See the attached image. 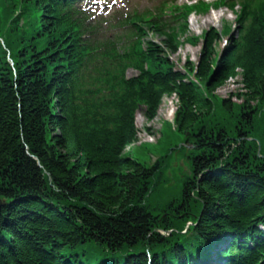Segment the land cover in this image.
Returning <instances> with one entry per match:
<instances>
[{
	"label": "trees",
	"instance_id": "16d2710c",
	"mask_svg": "<svg viewBox=\"0 0 264 264\" xmlns=\"http://www.w3.org/2000/svg\"><path fill=\"white\" fill-rule=\"evenodd\" d=\"M5 1L0 34L13 66L0 46V197L9 202L0 212V264H66V259L77 264L71 255L77 250L95 264H202L200 258L211 261L214 249L212 264H264V237L258 230L264 224V170L248 175L228 167L217 173L206 170L199 180L185 182L178 198L166 201L165 190L151 184L154 168L125 151L137 136V102L146 103L152 119L161 99L176 95L174 123L180 135H204L211 116L213 127L218 118L227 120L221 112L232 113L233 100L223 99L213 111L214 92L237 75L236 68L241 70L236 97L243 105L236 109L239 115L231 114L230 126L237 136L257 129L250 125L264 111V5L252 9L242 4L237 32L243 31L248 15L262 26L230 38L221 53L216 50L221 35L211 27L196 63H186L206 86L207 96L185 72L172 69L156 46L152 56L164 61L162 72L134 80L115 78L110 95L96 100L78 94L74 75L81 47L56 27V8L45 9L43 28L42 17L30 15L26 20L34 23L23 27L4 20ZM22 2L42 11L41 0ZM165 43L177 52L175 39L167 36ZM197 122L202 126L193 129ZM205 145L214 150L197 155L196 177L223 156L214 143ZM159 196L161 201H150ZM200 202L203 212L193 234L158 232L179 230ZM217 236H232L231 245L216 249ZM246 240L255 244L249 247ZM104 243L126 251L106 259L97 253Z\"/></svg>",
	"mask_w": 264,
	"mask_h": 264
},
{
	"label": "rangeland",
	"instance_id": "374dc122",
	"mask_svg": "<svg viewBox=\"0 0 264 264\" xmlns=\"http://www.w3.org/2000/svg\"><path fill=\"white\" fill-rule=\"evenodd\" d=\"M156 0H137L134 7H138L141 5V2L146 5L150 6L152 5ZM190 1V0H189ZM185 2V0H178V4H181ZM122 3V7H124L123 1H120ZM215 13H206V14H191L188 17L187 20V29L184 33L180 34V37L178 39V46L176 49V53L171 56L172 61L176 64L177 68H181L185 62L194 63L197 60L199 51H200V45L192 43L191 39L193 37H199L200 35L206 37V32L211 28H215L220 31L222 41L217 42L216 50H220V46L223 43V40L225 37L228 36L227 33H224V29L228 27L230 31L234 28V20L235 15L233 12H230L229 10L225 8L214 10ZM229 31V32H230ZM227 34V35H226ZM149 39H152L156 43H161V38L158 36L151 35ZM240 84L237 79H229L226 81L221 87H219L216 90V97H227L231 98L233 100V104H231L232 112L236 109H239L243 104H239L240 99L236 97V93L239 91ZM178 101L176 97L174 96H164L159 104V107L156 109V113L153 119H146L141 113L137 115L136 117V125L135 129L137 131V136L135 141L126 148V152L128 150H132L130 153L137 157L140 161H150L151 160V154H162L164 152L163 149L157 148V144L159 143H168V140L175 135L174 132V125L172 124V121L175 116V112L178 108ZM250 105H256V104H248ZM221 108V104H212V108ZM220 107V108H219ZM259 106L256 107V109ZM255 110V109H254ZM222 114H225L228 116L229 119H232L230 114L234 113H225L221 112ZM167 121H171L166 123ZM221 119L218 118L217 120V130L218 128H221ZM214 122V120H213ZM202 123V122H201ZM201 123L197 122L196 125H194L193 129L196 128V126L200 125ZM165 127V130L163 129V126ZM214 126V124L212 125ZM223 126V125H222ZM176 129V128H175ZM192 129V130H193ZM205 133V131L203 130ZM178 136L181 137L179 133H177ZM199 135L202 136L203 134L199 132ZM161 141V142H160ZM147 143H150L152 145L145 146L144 148H139L142 145H146ZM153 159V158H152ZM182 156L180 154H176L175 156L170 158L171 165V171L174 175L173 180L177 183V176L180 174L179 166H183L181 163L184 164V162L181 160ZM173 162V163H172ZM152 184V183H151Z\"/></svg>",
	"mask_w": 264,
	"mask_h": 264
},
{
	"label": "bare ground",
	"instance_id": "6f19581e",
	"mask_svg": "<svg viewBox=\"0 0 264 264\" xmlns=\"http://www.w3.org/2000/svg\"><path fill=\"white\" fill-rule=\"evenodd\" d=\"M258 230L261 232V234L263 235L264 237V230H262L261 228H258ZM115 263V262H114Z\"/></svg>",
	"mask_w": 264,
	"mask_h": 264
}]
</instances>
